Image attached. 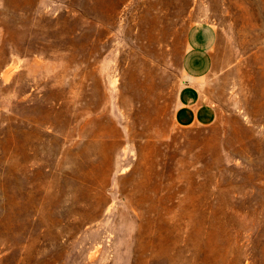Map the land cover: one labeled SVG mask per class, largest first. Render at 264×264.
Returning a JSON list of instances; mask_svg holds the SVG:
<instances>
[{"label": "rangeland", "instance_id": "374dc122", "mask_svg": "<svg viewBox=\"0 0 264 264\" xmlns=\"http://www.w3.org/2000/svg\"><path fill=\"white\" fill-rule=\"evenodd\" d=\"M0 264H264V0H0Z\"/></svg>", "mask_w": 264, "mask_h": 264}, {"label": "crops", "instance_id": "0c3cea01", "mask_svg": "<svg viewBox=\"0 0 264 264\" xmlns=\"http://www.w3.org/2000/svg\"><path fill=\"white\" fill-rule=\"evenodd\" d=\"M216 40L217 30L208 22L193 23L186 32L181 56L183 82L176 92L173 114L180 127L208 125L217 119L215 103L206 87L215 63Z\"/></svg>", "mask_w": 264, "mask_h": 264}]
</instances>
